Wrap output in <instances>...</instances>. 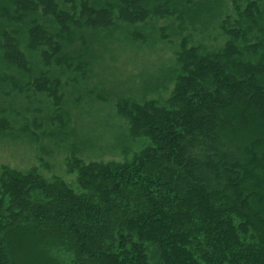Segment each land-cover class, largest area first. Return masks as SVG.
<instances>
[{
    "label": "trees",
    "instance_id": "16d2710c",
    "mask_svg": "<svg viewBox=\"0 0 264 264\" xmlns=\"http://www.w3.org/2000/svg\"><path fill=\"white\" fill-rule=\"evenodd\" d=\"M3 140L0 264H264V0H0Z\"/></svg>",
    "mask_w": 264,
    "mask_h": 264
},
{
    "label": "rangeland",
    "instance_id": "374dc122",
    "mask_svg": "<svg viewBox=\"0 0 264 264\" xmlns=\"http://www.w3.org/2000/svg\"><path fill=\"white\" fill-rule=\"evenodd\" d=\"M168 50L169 49H157L154 53H140V57L134 58L133 62L118 64L120 69L118 77H120L121 80H126L130 76L132 77L133 75L138 76L139 74H142L145 79L148 74H156L157 69L162 66V62L159 58L162 56L166 57ZM123 58L124 56L121 57V61H123ZM114 77H110L109 80L115 79ZM133 80L137 81L138 77H134ZM107 108L108 107H103L101 102L96 101V99L94 102L87 104L81 103L77 113H79L80 117L82 114L83 117L80 119V123L77 127L79 128L78 136L82 135L79 132L80 128L86 126L92 128L90 132L93 136L99 137V144L108 145L110 137H116L118 140H121L113 121L108 116ZM34 155V152L21 142L10 143L4 140L0 141V164H7L19 169H26L36 163ZM110 157L111 155H106L104 158L107 159ZM43 159L44 162L50 166L49 170L41 169L45 175L57 174L63 177V171L58 167L60 163L54 162L52 158L47 156H44Z\"/></svg>",
    "mask_w": 264,
    "mask_h": 264
}]
</instances>
